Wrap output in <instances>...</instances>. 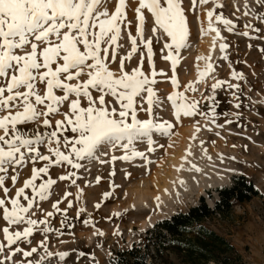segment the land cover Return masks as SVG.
Returning a JSON list of instances; mask_svg holds the SVG:
<instances>
[{
  "label": "snow or ice",
  "instance_id": "6c2138e0",
  "mask_svg": "<svg viewBox=\"0 0 264 264\" xmlns=\"http://www.w3.org/2000/svg\"><path fill=\"white\" fill-rule=\"evenodd\" d=\"M111 3L112 0H0V190L4 197L0 198V210L7 224L2 229L0 264L66 262L69 253L50 251L48 237L50 234L59 236L65 228H72L67 215V209L73 207V201L68 199L71 193L65 192L61 200L52 203L54 211L44 212L40 207L42 202L50 199L57 184L50 175L52 167L68 165L76 170L60 175L59 180H70L73 186H77V173L84 167L81 161L98 160V154H108L105 149H121L124 154L120 157L113 155L112 162L117 159L129 162L137 158L147 162L145 153L136 149L137 142L146 141L151 152L155 143L153 133L168 136L173 129L172 123L161 121L158 116V110L163 109L165 101L160 99L154 86L158 83L156 77L166 74L155 69L154 43L165 40L161 51L167 50L163 58L171 63L173 76L170 82L173 89H178L176 68L181 50L189 47L190 38L184 0H138L134 9L137 22L135 37L129 31L132 21L127 17L126 9L130 7L127 0H116L114 10L109 7ZM209 3L214 5V9L207 10V27L201 21L200 33L202 36L215 34L213 47L217 40L223 39L214 22L222 24L229 33L248 39L264 38L251 36L249 31L238 33L233 20L225 18L222 12L214 15L215 9L221 8L216 0H191V10L195 14L198 8ZM243 8V16L251 15L264 23V0H244ZM144 10L150 14L152 25V35L147 39L148 16ZM236 11H240L239 6ZM245 27L257 34L261 32L250 23ZM125 31L131 51L122 55L125 45L120 41ZM228 47L226 43L219 44L221 53ZM140 48L146 50L150 72L144 70V52L140 53L139 65L130 72L126 71L125 61H130ZM118 59V69L113 70L112 65ZM199 59H203L205 65L203 70L197 69V81L187 84L184 91L174 90L166 98L176 122L182 117L200 115L207 123L215 124L219 106L217 90H227L237 101L240 99L242 89L239 83L217 80L211 86L210 95L201 93V100L207 102L208 112L201 111L200 100L189 99L186 93H195L198 90L196 84L204 81L214 71V66L209 62L211 54ZM221 59H227V56ZM232 79L241 81L244 78L234 71ZM41 85L44 86L43 94ZM57 92L61 94L57 95ZM65 102L68 112H61ZM82 102H86V106ZM233 106L240 109L241 103ZM141 112L148 118L140 119L138 114ZM53 115L63 116L62 120L55 121L54 127L49 119ZM224 115L227 117V113ZM41 119L43 131L40 127H27ZM233 122L226 119V123ZM195 131L198 133L200 127L197 126ZM203 143L201 141V146ZM41 147H45L49 154H43ZM38 162L46 163L36 167ZM29 164L31 176L17 188L20 173ZM191 169L200 171L195 165ZM99 179L97 177V182ZM9 180L15 188L14 196H9ZM81 195L82 190L77 186V201ZM109 196L110 193H105V199ZM63 200H67L66 209L59 207ZM83 211V208L79 209L77 218ZM38 213H42L44 218H33ZM56 214L61 217L60 229L51 224L50 218ZM83 223L87 227L90 220ZM36 233L42 234L44 239L33 246ZM94 234L104 236L102 231ZM108 255L112 257L110 250ZM112 264H116L114 258Z\"/></svg>",
  "mask_w": 264,
  "mask_h": 264
},
{
  "label": "rangeland",
  "instance_id": "374dc122",
  "mask_svg": "<svg viewBox=\"0 0 264 264\" xmlns=\"http://www.w3.org/2000/svg\"><path fill=\"white\" fill-rule=\"evenodd\" d=\"M115 2L116 0H112L109 6L110 9L114 10ZM127 2L130 5L126 9L127 17L128 20L132 21L129 31L135 37L137 22L134 9L138 5V0H127ZM216 3L220 4L221 8L215 9L214 15L222 12L225 18L233 20L236 23L238 33L249 31L251 36L260 35L264 37V23L254 19L251 15L248 17L243 16L244 0H216ZM237 6H239L240 11H236ZM184 7L187 9L186 15L190 23V38L189 47L181 50L176 68L178 89H173L170 82L173 76L171 63L163 58L167 55V50L161 51L165 40H161L158 44L154 43L155 69L157 72L163 71L166 74L165 76H157L158 83L154 86L160 99L165 101L163 109L158 110V116L161 121L167 120L173 124L170 135L162 136L153 133L155 143L151 152L148 151L146 141L137 142L136 149L145 153L147 162L140 158L129 162L119 159L112 162L111 157L113 155L120 157L124 154L121 149L110 151L105 149L108 154H98V160L81 161L84 167L77 173L79 177L77 186L82 190L79 201L76 200L77 186H73L70 180H59L60 175L76 170L70 169L68 165L55 166L50 169V175L57 180V184L54 185V191L50 199L42 202L40 207L43 208L44 212L54 211L51 207L52 203L61 200L65 192L71 193L68 199L73 201V207L67 209L69 223L72 228H65L59 236L50 234L48 237L50 251L53 253H69L66 262L56 260V264H112L113 258L116 261V253L130 249L134 244L142 247L146 244L147 238L151 237L150 232L153 231L155 226L145 231L139 229L141 221L149 215L148 208L144 207L142 209L143 206L139 205L137 207L136 205L133 208H123L120 213L114 212L113 208L122 207L128 202L130 190L133 191L136 188L146 189L147 187L152 189V184L148 181L158 169L165 166L166 159L178 148L181 132L188 124L194 125L195 129L197 126L200 127V131L194 133V152L192 150L194 162L197 163L199 169L211 173L212 175H209L216 178V181H229L230 187L234 184V178L242 177L246 183H252L259 193L257 197L252 198L249 202L241 204L234 202L231 209L225 212L224 215L215 213L210 220H206L205 225L224 237L234 247L240 257V260L234 261L235 264H264V211L262 208L264 200V38L248 39L240 34L229 33L222 24H215L214 22V26L220 29L223 38L218 40L211 61H209L213 64L214 71L204 81L196 84L198 90L195 93L188 92L186 95L189 99L200 100V110L208 112L207 102L201 100V93L204 96L210 95L212 84L217 80H222L231 84H240L242 89L240 99L237 101L227 90H217L216 99L219 106L216 109L215 124L207 123L200 115L190 118L182 117L177 123L170 102H167L166 98L174 90L184 91L187 84L197 81L196 72L200 65V60H198L199 51L206 36V34L202 36L200 33V22L202 21L204 26L207 27L206 12L207 10H213L214 5L209 3L203 8H198L195 14L191 10V0H184ZM144 11L148 16L145 32V38L147 39L152 35L150 31L152 25L150 14H147L146 10ZM197 16H199V21ZM246 23L261 29V32L259 34L252 32L245 27ZM120 43L125 45V48L121 50L122 55H126L127 52L131 51L127 31L123 33V40ZM220 43L229 45L224 53H221L219 49ZM141 52H144L145 57L144 70L146 73L150 72L147 53L143 48L133 54L130 61H125L126 71L130 72L132 68L139 65ZM225 55L227 59H221ZM118 65L119 59L115 65H112L113 70H117ZM234 71L242 74L244 79L241 81L232 79ZM40 91L43 94V85L40 86ZM60 94L57 92V95ZM237 102L241 103L240 109L233 106ZM82 103L83 106H86V102ZM116 106L118 107V105ZM144 106L147 107L146 104ZM61 112H68L67 102L61 108ZM225 113H227V117H225ZM138 115L140 119L148 118L147 114L143 112ZM49 119L54 127L55 121L62 120L63 116L53 115ZM226 119L235 122L226 123ZM41 125L42 119L37 124L28 125L27 127L33 128ZM40 130L43 131V128L40 127ZM68 135L72 134L68 133ZM201 141L204 142L203 146H201ZM213 141L215 143H212ZM245 146H247V150H245ZM204 149H207L206 154ZM40 150L45 155L49 154L45 147H41ZM221 157H223V162H221ZM233 157L235 159H232ZM44 163L46 162H38L36 167H41ZM231 169L235 171H229ZM30 176L31 164L21 171L16 187H22L24 180L30 178ZM97 177L100 178L99 182H97ZM8 187L10 188L9 196H14L15 188L11 186L10 180ZM220 190L206 192L198 199H194L193 194L189 193L185 198L193 202L180 211L187 212L190 206L200 205L201 198L208 208L210 206V210H214L215 204L219 201L218 194ZM27 191L30 194V190ZM105 193H110L107 199H105ZM0 198H4L2 190H0ZM97 204L100 205L99 208L96 207ZM59 207L66 209L67 200H63ZM80 208H83L84 211L77 218V212ZM33 218L42 219L44 216L42 213H38ZM50 219L53 227L60 229V215L56 214L54 218ZM84 220H90V225L86 227L83 223ZM5 226L7 224L3 221L2 210H0V241H2V229ZM100 231L104 233V236L94 234ZM42 239H44L43 235L36 233L33 246H36L37 242ZM98 244L100 247H97ZM109 250L112 257L108 255ZM80 253H84V255L81 256ZM162 259L163 257L157 256L155 261L162 264ZM168 259L175 264H179L173 255L168 256Z\"/></svg>",
  "mask_w": 264,
  "mask_h": 264
},
{
  "label": "trees",
  "instance_id": "16d2710c",
  "mask_svg": "<svg viewBox=\"0 0 264 264\" xmlns=\"http://www.w3.org/2000/svg\"><path fill=\"white\" fill-rule=\"evenodd\" d=\"M219 201L210 210L203 199L200 205L179 213L169 220L155 224L146 244H134L130 249L116 253V264H175L168 259L173 255L179 264H235L240 260L234 247L222 236L205 225L215 213L224 215L234 202L246 203L259 195L252 183L244 178H234L230 188L219 191ZM264 211V200L262 202Z\"/></svg>",
  "mask_w": 264,
  "mask_h": 264
},
{
  "label": "bare ground",
  "instance_id": "6f19581e",
  "mask_svg": "<svg viewBox=\"0 0 264 264\" xmlns=\"http://www.w3.org/2000/svg\"><path fill=\"white\" fill-rule=\"evenodd\" d=\"M214 35V33L206 34L204 43H202L199 51L200 58L208 57L209 54H211L212 58L218 42L217 40L215 47H213ZM199 60L200 65L198 68L203 70L205 61L203 59ZM194 133V125H185L178 140V148L166 159L164 162L165 166L158 169L148 181L152 184V189L147 187L146 189L134 188L135 190H130L128 202L122 207L113 208V211L120 213L123 208H133L136 205L137 207L139 205L143 206L142 209L144 207L148 208L149 215L141 221L139 226L140 231H145L170 213L180 211L189 206L193 202L185 198L189 193L193 194L194 199H198L206 192L219 189L223 182L216 181V178L209 175L211 173L205 172L203 169H200L199 172L191 169L192 165L197 167V163L194 162V153L192 154V150L194 152V139H192ZM188 152L191 155L186 156ZM177 169L180 170L177 171ZM181 181L183 183H180Z\"/></svg>",
  "mask_w": 264,
  "mask_h": 264
},
{
  "label": "water",
  "instance_id": "95a60500",
  "mask_svg": "<svg viewBox=\"0 0 264 264\" xmlns=\"http://www.w3.org/2000/svg\"><path fill=\"white\" fill-rule=\"evenodd\" d=\"M224 188H230V184H229V181H225V182H223L222 183V186L219 188V189H224ZM196 205H192V206H190L189 208H192V207H195ZM209 208H210V206H209ZM189 210V209H188ZM187 210V211H188ZM179 213H182L181 211H178V212H174V213H170L169 215H167V216H165L164 218H162V219H160V220H158L157 222H159V221H162V220H169V219H171L173 216H175V215H177V214H179ZM156 222V223H157ZM156 223H154L153 225H152V227L156 224Z\"/></svg>",
  "mask_w": 264,
  "mask_h": 264
}]
</instances>
